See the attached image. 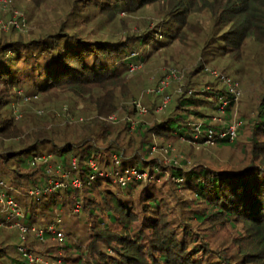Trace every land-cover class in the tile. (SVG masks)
<instances>
[{"label": "trees", "instance_id": "obj_1", "mask_svg": "<svg viewBox=\"0 0 264 264\" xmlns=\"http://www.w3.org/2000/svg\"><path fill=\"white\" fill-rule=\"evenodd\" d=\"M13 18L19 29H0V192L20 216L0 203V264H264V0H0V21ZM143 69L181 85L144 101ZM212 73L246 89L238 101ZM238 105V137L204 163L203 137ZM131 171L147 179L120 185ZM65 213L79 234L58 225Z\"/></svg>", "mask_w": 264, "mask_h": 264}, {"label": "built area", "instance_id": "obj_2", "mask_svg": "<svg viewBox=\"0 0 264 264\" xmlns=\"http://www.w3.org/2000/svg\"><path fill=\"white\" fill-rule=\"evenodd\" d=\"M24 22H25V19L24 17H22V20H21L22 27H24ZM9 25H14L16 26L17 29L20 28V25L16 22L15 18H13L9 23L0 21V29L2 30H7ZM133 70H134V67H130V71H133ZM212 75L219 77L220 81H222L229 88L230 92L232 93V95L234 96L236 100L240 97V91L238 90L237 85L231 84L229 79L225 78L224 76H220L218 73H212ZM170 78L174 80H179L181 79V75L177 71H171L167 79L162 82V86L160 87V89L156 91L157 93L163 92L166 89ZM153 92H154L153 90L149 91V93H153ZM167 101H168V98H165L163 103L166 104ZM224 105L225 103L222 102L221 108H223ZM136 108L138 109V112L140 115H144L146 113L145 109L141 107L139 103L136 104ZM239 126L240 125L238 124L226 130L221 129L216 132L214 130H208L205 136L203 137L204 146L213 145V142L215 140H228L230 142H233L237 138ZM43 162H46V159H44ZM115 163L118 164L116 159H115ZM129 175H131L132 177H135V179H138L142 177V175L144 174L140 175V174H137L135 171H131L127 176ZM67 178H68L67 175H63V179H67ZM129 178L130 176L129 177L122 176V177H119L117 181L120 185L124 186L126 184V181L129 180ZM92 179L93 178L91 177V180ZM72 185L73 187L79 188V182L77 180L73 181ZM2 186H3V183L0 182V187ZM49 186H50L49 191L59 190L64 187V182L60 180H56V181L51 182ZM0 203H3L7 206V209L9 210V219L20 216L17 204L11 198H7L1 192H0ZM75 211L76 212L78 211V207H76ZM57 223H59V221ZM48 231L51 233L53 240L59 243L63 241L64 239L63 234L60 231H58L54 225L50 226L48 228ZM36 235L41 238L43 236V232L42 231L36 232ZM25 257L28 260L29 264L33 263V258L30 255H25Z\"/></svg>", "mask_w": 264, "mask_h": 264}, {"label": "rangeland", "instance_id": "obj_3", "mask_svg": "<svg viewBox=\"0 0 264 264\" xmlns=\"http://www.w3.org/2000/svg\"><path fill=\"white\" fill-rule=\"evenodd\" d=\"M55 3H56V1H55ZM259 55H260V53H259ZM260 58H263V56H260ZM151 71H153V70H151ZM149 72L150 71L149 70H146V69L140 70V73L141 74H139L138 77H136V78L133 79L134 82H135L133 84L134 85L133 88L135 89V93H136L137 96H139V94L141 93L140 94V97L142 96L144 101L146 99L144 96H148L147 95V91L149 92V91L153 90L154 91L153 93H157L156 91L158 89H160V87L162 86V82L164 81V80H162V81H159L157 83L156 82L157 80H155L154 77H151V76H153L154 73H152L151 75H149ZM158 78H159V76L156 77V79H158ZM180 80L181 79L175 80L176 83H172V84H170V86L167 85V87H166L167 93H171L172 92V90H171L172 87L174 88L175 86H177V89H179V86L181 84H180V82L178 83L177 81H180ZM237 88L240 91V94L242 96V94L244 93V91L246 89H242L239 85L237 86ZM238 100H239V98L237 99V101ZM242 108H243L242 105H238V107L237 106L235 107V110H234V114H233L231 123H228V122L225 123V121L222 120V117H223L222 114H219V116H217L214 119V122H216V124L218 125V127L222 126V128H221L222 130H226V129H228L230 127H233L235 125H238V124L240 125V123L236 120V118H237L238 114H240V111L242 110ZM156 111H157L156 113L160 114L161 113V108H156ZM241 113H243V111ZM238 134H239V132H238ZM213 149H214V145L202 146V149H200V151H202V150L203 151H206L207 154H208V157L210 158V159L207 158V159L203 160L204 163L213 162L212 159L215 160V161L220 160V157H219L220 155L217 154ZM170 150H172L171 152H173V149H170ZM168 156L169 155H167L165 152H163V154L161 155V160H162V162H163L164 165L169 164V162L171 161V163H174L175 166H179L180 156H178L177 154H173L171 157H168ZM50 170L53 171V168L50 167ZM146 176L147 175L144 174V175H142V177L138 178V180H142L143 181V180L147 179ZM58 221L60 223V224H58L59 226L60 225H62V226L64 225L63 227L65 229L72 228L76 232V234H79L80 233V230L82 228V224L79 223V222H77V218L74 215H72L71 213H70V215H68V213H65V215L60 220H58ZM63 227H60V228L62 229ZM217 236H218L219 239H221V236L220 235H217ZM42 261H43V259H41V260L39 259L38 260V262H42Z\"/></svg>", "mask_w": 264, "mask_h": 264}]
</instances>
